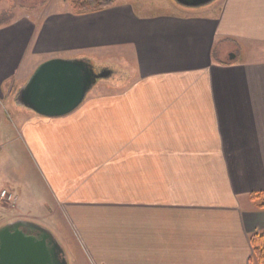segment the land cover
<instances>
[{
    "label": "crops",
    "instance_id": "1",
    "mask_svg": "<svg viewBox=\"0 0 264 264\" xmlns=\"http://www.w3.org/2000/svg\"><path fill=\"white\" fill-rule=\"evenodd\" d=\"M36 13L0 25L5 113L48 58L125 68V84L99 82L65 115L18 108L13 124L0 122V135L22 131L59 216L92 237H79L84 248L102 264H259L249 236L264 229L263 198H250L264 192V0ZM18 169L0 163V191L17 197L0 198V224L40 222Z\"/></svg>",
    "mask_w": 264,
    "mask_h": 264
},
{
    "label": "water",
    "instance_id": "2",
    "mask_svg": "<svg viewBox=\"0 0 264 264\" xmlns=\"http://www.w3.org/2000/svg\"><path fill=\"white\" fill-rule=\"evenodd\" d=\"M183 6L213 0H175ZM110 67L96 68L87 57H52L39 63L14 93L13 102L42 116L73 111L99 79L113 75ZM0 264H68L65 251L46 227L17 218L0 225Z\"/></svg>",
    "mask_w": 264,
    "mask_h": 264
},
{
    "label": "rangeland",
    "instance_id": "3",
    "mask_svg": "<svg viewBox=\"0 0 264 264\" xmlns=\"http://www.w3.org/2000/svg\"><path fill=\"white\" fill-rule=\"evenodd\" d=\"M169 2H171L177 8H188V6H183L175 0H169ZM69 4L70 0H0V13L3 11H7L9 12V14L22 15L26 13L35 14L37 11L36 14L44 16L51 11L66 9ZM205 5L207 4H198V6H193L190 8L198 9ZM26 9H31L34 13L27 12ZM107 63L110 64H106L104 61L98 60V62L95 63V67L102 68L108 66L113 70V75L107 79H99L96 84L102 81H107L114 85H118L119 80L121 79V77H119V73H121L122 71V62L120 63V61L118 60L117 63ZM96 84L87 93V95L93 91ZM5 108V106L0 105L1 123L4 121V119H6L8 123L11 122L13 124L16 121V111L18 110V108H22L25 111L34 114L33 111L21 105H10L7 113H5V110H7ZM0 145V163L4 162L5 164H7V167H13V165H15L16 167L18 166L20 168L18 169V171H16V173L24 176L25 178V183L27 185V197L25 204L31 205V207H33L35 211L38 210L40 215L34 214L35 211L31 212L33 215L39 216V218L37 219L40 222H35L48 228L58 239L65 251L68 264H102L103 261L99 260L98 254L91 248V246H93L90 242L92 241V237L89 235V233L85 232L86 235H84L83 231L80 235L76 234L66 216H64V218L62 215L61 217L59 216V213L56 210V197L54 195L53 189L49 186V181L46 174L41 170L42 165L41 163H39L40 161L35 155V152L31 151L28 144L24 143L22 131L17 130L14 126H12L11 130L8 127L7 132H5V134L3 135H0ZM10 169L11 168L3 169L4 174H2L1 177L3 175H7ZM20 204H22V202L19 200V205ZM41 204H43L42 208H40ZM41 215L47 218L42 219ZM81 236L85 240H90L86 242L90 245L88 246V250L84 248L81 241L82 239H80ZM101 248L104 249V246H102ZM72 253L75 255V259L74 257L72 258Z\"/></svg>",
    "mask_w": 264,
    "mask_h": 264
},
{
    "label": "trees",
    "instance_id": "4",
    "mask_svg": "<svg viewBox=\"0 0 264 264\" xmlns=\"http://www.w3.org/2000/svg\"><path fill=\"white\" fill-rule=\"evenodd\" d=\"M114 0H70L72 9L75 12L83 13L88 11H96L103 9L105 7L113 5ZM14 14H9L7 11L0 13V25L9 23L13 18ZM94 64L97 63L91 60ZM106 64H110L105 62ZM106 66V65H105ZM108 67V66H106ZM125 68L122 67V73H124ZM125 74L122 80H119V84L116 86H121L125 84ZM250 198L252 200L263 198V202L259 204V207L264 208V192H253L250 193ZM249 240L251 242L254 254L259 264H264V229L255 231L250 234Z\"/></svg>",
    "mask_w": 264,
    "mask_h": 264
},
{
    "label": "built area",
    "instance_id": "5",
    "mask_svg": "<svg viewBox=\"0 0 264 264\" xmlns=\"http://www.w3.org/2000/svg\"><path fill=\"white\" fill-rule=\"evenodd\" d=\"M0 105L4 106L2 102L0 103ZM0 198L5 200L6 202H8L12 206L15 204V201L17 199V197L14 194H12L11 192H9L8 189H2L0 191Z\"/></svg>",
    "mask_w": 264,
    "mask_h": 264
},
{
    "label": "flooded vegetation",
    "instance_id": "6",
    "mask_svg": "<svg viewBox=\"0 0 264 264\" xmlns=\"http://www.w3.org/2000/svg\"><path fill=\"white\" fill-rule=\"evenodd\" d=\"M122 75H123V73L121 72V73H119V77H122Z\"/></svg>",
    "mask_w": 264,
    "mask_h": 264
}]
</instances>
